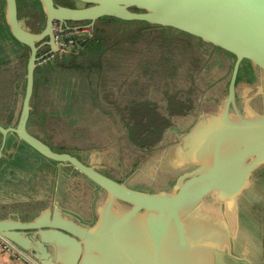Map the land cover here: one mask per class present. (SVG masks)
Listing matches in <instances>:
<instances>
[{"label":"water","instance_id":"obj_1","mask_svg":"<svg viewBox=\"0 0 264 264\" xmlns=\"http://www.w3.org/2000/svg\"><path fill=\"white\" fill-rule=\"evenodd\" d=\"M38 1L48 15L40 32L28 25L26 9L22 24L18 0L0 5L12 45L29 49L14 121L0 123V196L28 184L33 192L61 193L57 184L43 186L45 177L58 174L56 167L72 177L68 189L75 178L85 183L77 189L85 195L26 209L0 201V235L39 264H253L235 252L242 234L259 252L256 263L264 264V0H77L91 4L81 8ZM101 16L174 28L205 42L207 56L216 50L232 59L222 98L202 102L188 118L193 123L169 128V142L150 147L139 163L125 161L120 176L105 151L57 149L37 134L42 121H31L38 52L52 21ZM49 35L48 53L59 52ZM98 102L89 99L77 120L100 118ZM15 210H25L24 217Z\"/></svg>","mask_w":264,"mask_h":264},{"label":"rangeland","instance_id":"obj_2","mask_svg":"<svg viewBox=\"0 0 264 264\" xmlns=\"http://www.w3.org/2000/svg\"><path fill=\"white\" fill-rule=\"evenodd\" d=\"M24 3H26L25 0ZM1 4H3V0H0ZM21 8L20 6L19 13L21 19L24 20V11ZM24 9H26V14H30L28 5L24 4ZM1 16L3 21L2 12ZM30 20L34 21L33 18ZM28 25L30 24L28 23ZM109 34L113 36V40L107 41L108 47L104 52L92 49L80 54L75 53L77 55H72L75 56L74 61L71 62L72 68L60 69L57 65L56 74L53 73L50 80L42 84L38 99L45 118L40 122L41 128L37 134L44 137L57 149H69L81 153L95 149L105 151L110 162L114 161L112 171H116L120 176L123 172L121 165L125 161L138 160L139 163L151 151L149 146L134 144L135 141L129 132L131 131L129 124L135 122L136 119L134 112L137 110L135 107L141 100L151 103L162 115L164 121L166 122L165 119H167L170 123L162 132L161 143L159 140L154 144L159 147L164 144L163 141L171 140L169 128L173 126L185 130L194 122V118L191 120L188 118L198 109L197 106L201 109L202 102L214 104L216 99L222 98L221 92L226 82L223 75L228 76L232 59L214 50L211 57H207L208 66L204 64L203 59H197L204 51L200 47L201 51L195 49V55L189 56L190 69L188 71L187 64L183 61L186 55L179 61L175 59V54L171 51H166L163 55L156 54L158 40H161L165 45L164 37L160 33L159 36H152L148 39L151 40L150 52L145 51L144 42L141 43L140 40L132 37L130 41L123 42L122 38H125L126 35H122L119 31ZM173 41L186 48L188 38L179 35ZM208 52L209 50H207ZM2 54L0 49V56ZM95 54H98V57H93ZM11 56L14 57L13 54ZM162 56L166 60L158 63V66L157 64L149 65L143 61L144 58H149L150 62L152 60L158 62ZM25 64L26 60L24 59V63H20L16 67L23 66L24 70L20 74L23 82L16 85L20 91L16 92L19 96L16 97L13 113H16L19 98L23 95ZM4 71L5 65L2 63L0 64V96L5 102L8 100L6 97L10 95V83L5 80L6 77H3ZM242 74L243 69L239 73L238 84L244 80ZM41 81H44L43 77ZM16 83L17 81L13 84ZM157 84L161 86L157 87ZM67 88V96H65L64 92ZM92 98H99L100 102L96 103L97 106L103 105L104 107L100 111L102 114H97L101 117L91 119L92 114H89L85 118L86 120H77V117L82 119L83 116L76 113L75 110L89 106V99ZM190 100L192 105L189 103ZM69 101L75 105L73 108L68 106ZM259 107L264 110V104ZM78 122L79 124H77ZM115 160L117 161L115 162ZM117 162L119 163L117 164ZM134 183V180L130 182V184ZM136 186L149 191L164 188L161 184L149 186L139 184ZM85 187V183L71 181L69 190L79 193V196L82 197L85 192L77 189ZM262 192L263 190L260 191V193ZM263 247L264 240L261 248L264 260Z\"/></svg>","mask_w":264,"mask_h":264},{"label":"trees","instance_id":"obj_3","mask_svg":"<svg viewBox=\"0 0 264 264\" xmlns=\"http://www.w3.org/2000/svg\"><path fill=\"white\" fill-rule=\"evenodd\" d=\"M2 10L0 9V49L3 53L7 55H1L0 56V64L3 63L5 65V71L3 77H6V81L10 83V95H8L6 98L7 101H3V98L0 96L1 104H0V123H3L4 125L11 124L14 121V106H15V100L16 97L19 96L18 93L20 89L16 86L20 84V82H23L22 78H20V74L23 71V66L16 68L20 63L24 62V59L27 62L28 53L24 52V50L27 48L23 45H21L18 41H15L18 46H13L10 41V36L6 32V24L4 20L2 21L1 16ZM3 13V12H2ZM4 15V14H3ZM110 26V30H109ZM120 32L122 35H126L125 38H122L124 41H130L133 38L140 40L141 43L144 42V47H146L147 52H150V44L151 40H148L152 36H159L160 33L162 37H164V44L161 42V40H158L157 42V50H155L156 54L163 55L168 50L167 47H169L173 42V40H176V38L179 35H184L188 38V43H186L187 47L183 50H178V54L182 57L186 55L185 58H183V61L187 64L188 71L190 69V62H189V56L195 55V49L200 50V47L204 50L202 51L203 54L197 59H203L204 64L207 62V47L208 45L203 42L200 38H196L194 36H190L188 34H185L179 30H176L174 28L170 27H164L159 26L155 24L148 23L146 21H125L114 17H108V34L106 37H96L93 39H87L84 43H80L79 46L84 48V51L95 49V51H100L101 53L104 52L107 49V41L113 40V36L109 34L110 32ZM86 45V46H85ZM10 46V47H9ZM9 47V48H8ZM13 48V56L9 55L8 51L9 49ZM28 49V48H27ZM29 50V49H28ZM80 50V51H81ZM79 51V52H80ZM201 51V50H200ZM81 52V53H82ZM177 52V51H176ZM74 55V54H72ZM70 54H61L60 57L57 58V61L49 62L47 64L40 63L37 65L36 71H35V86H34V93L32 97V115H31V121L36 122L38 120L42 121L44 120V114L43 110H41V106H39V90L44 82H47L52 77L53 73L54 75L58 71V68L56 66L58 65L60 69H70L72 68V61H74V57ZM93 57H98V54H95ZM166 59L162 57L159 58L158 63L164 62ZM144 62L150 64L149 58H144ZM26 75V72H25ZM43 77L44 81H41V78ZM17 81V83L14 85L13 83ZM26 82V78H25ZM15 86V87H14ZM159 84H157V87ZM25 89V85H24ZM24 94V90H23ZM41 101V100H40ZM131 101V100H130ZM190 105H192V101L190 100ZM137 111L134 112V115L136 117L135 122L132 124H129V127H131L130 136L135 141L134 144H138V146H146L151 147L156 144L157 141L161 140L162 132L163 130H166L167 125L170 124L167 119L166 122L162 118V115L156 111V108L152 106V104L148 103L147 101H142L135 107ZM53 111V110H52ZM51 111V112H52ZM9 113L8 115H5V113ZM41 114H43L41 116ZM5 118H7L5 120ZM3 120V121H2ZM0 143H1V135H0Z\"/></svg>","mask_w":264,"mask_h":264},{"label":"flooded vegetation","instance_id":"obj_4","mask_svg":"<svg viewBox=\"0 0 264 264\" xmlns=\"http://www.w3.org/2000/svg\"><path fill=\"white\" fill-rule=\"evenodd\" d=\"M25 2L26 3H24V0H18L19 7L21 6L22 7L21 9L23 11H24V4L28 5V9L31 11L29 15H30L31 19L32 18L34 19V21L29 20L28 23L30 24L29 25L30 28L37 31V32L45 30L47 27L48 15L44 12L42 5H41V2L38 0H25ZM54 2H55V6H64V7H69V8H81V7H87V6L91 5L88 3H86V4L82 3V2L77 1V0H54ZM29 3H30V5H29ZM32 12H33V14H32ZM19 18L21 19L20 13H19ZM21 21H22V24L24 25V20L21 19ZM37 23H39V24H37ZM75 30H79L81 32L82 36H86L89 39L96 38L97 36L98 37H106V35L108 34V16H101L94 21H92V20H81V21H69L66 23H62L61 21L54 19L52 21V29L50 30V32L46 31V37L44 38L43 45L40 48L38 55L43 57V56L49 54L48 52L50 51V45L47 43V41L50 39L49 34L53 33L55 41H56L58 34L66 33L69 31H75ZM185 46L187 47V45H185ZM167 48H168V50L171 51V53L175 54L176 60L181 61V59L183 57L181 58V56L178 54V50L186 49L185 47H181L180 43H178V42H173L170 45V47H167ZM82 50H85V49L83 48ZM82 50L80 52H78L77 54H80L82 52ZM25 51L27 53L29 52V50L27 48L24 50V52ZM61 54H63V53H60V55ZM69 54L72 55V53H69ZM77 54H74V55H77ZM27 60H28V58H27ZM41 60L42 59H40L39 63L41 62ZM54 61H55L54 58H50V59H47L43 63L47 64L49 62H54ZM155 64H157V62L155 60H152L149 65H155ZM157 66H158V64H157ZM26 67H27V62L25 64V69H26ZM23 70H24V67H23ZM159 86H161V85H159ZM8 114L9 113H7V112L5 113V115H8ZM6 119L7 118H5V120ZM248 239H250V238H248ZM249 247H251V248H249ZM244 248H246L248 251L247 253H245V255L243 252ZM235 252L238 256H243L246 259L251 258L252 262L254 261L253 264H257L255 259H257L256 255H258L259 252L257 249L253 250L251 243H249V241L244 240V237L242 234H240V237L237 240ZM250 253H251L252 257L250 255ZM229 261H230V259H229ZM236 263L237 262H235L233 264H236Z\"/></svg>","mask_w":264,"mask_h":264},{"label":"crops","instance_id":"obj_5","mask_svg":"<svg viewBox=\"0 0 264 264\" xmlns=\"http://www.w3.org/2000/svg\"><path fill=\"white\" fill-rule=\"evenodd\" d=\"M83 108L84 107L79 108L80 114ZM92 117H95V116L92 115ZM64 169L66 168L56 167V171L58 172V174L55 173L54 174L55 177H45L43 181V186L45 185L51 186L52 184H57L61 188V193L48 194L45 191L41 192L39 190L36 192H33L29 190V184H28L27 186H24V191L20 190L19 188L21 193H16L14 191L6 192L4 196H0V201L9 203L12 206L21 205V206H24L25 209L28 207H40L42 204L46 203L47 201L49 202L53 200L54 198L59 199L64 204H68L71 202V200H75V198L80 197L79 196L80 194L74 191H70L68 189V184L70 183L69 181L72 180V177L64 176L62 174V172H64ZM73 181L80 182L78 178H75ZM24 211L15 210L13 212L18 213L19 215L24 217ZM0 264H28V263L22 259L15 258L9 252L0 248Z\"/></svg>","mask_w":264,"mask_h":264},{"label":"built area","instance_id":"obj_6","mask_svg":"<svg viewBox=\"0 0 264 264\" xmlns=\"http://www.w3.org/2000/svg\"><path fill=\"white\" fill-rule=\"evenodd\" d=\"M87 39L89 38L86 36H82L79 30L58 34L56 38V42L59 45L60 50L57 53H63V54L78 53L82 49V47H80L79 44L84 43ZM57 53L51 52L43 56L40 63H43L50 58H56ZM0 248L9 252L15 258L26 261L28 264H39L38 262L33 260L30 256H28L24 251H22L19 247H17L14 243H12L10 240H8L2 235H0Z\"/></svg>","mask_w":264,"mask_h":264}]
</instances>
